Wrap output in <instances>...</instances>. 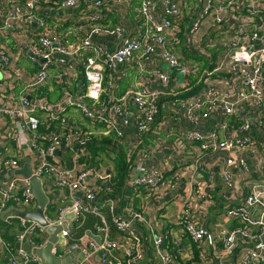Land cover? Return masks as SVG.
Instances as JSON below:
<instances>
[{
  "label": "built area",
  "instance_id": "2783aa9c",
  "mask_svg": "<svg viewBox=\"0 0 264 264\" xmlns=\"http://www.w3.org/2000/svg\"><path fill=\"white\" fill-rule=\"evenodd\" d=\"M238 1H242V11L252 22L255 17L259 18L260 29L252 27V22L244 19L236 26L228 27L224 42L227 47L226 56L222 61L218 59L215 66L213 54L200 52L203 38L205 37L204 43L209 41V35L201 29L202 21L215 12L216 24H224L226 27L228 18L238 11ZM12 2L0 26V32L14 30L18 25H38V34L41 35L28 38L26 43L29 57L40 64L37 76L29 84L31 88L40 89L39 87L49 86L51 82L60 81L65 106H58L56 111L46 100L32 101L29 96L23 95L16 106L0 105V118L9 116L23 119L12 139L20 143L21 133H31L30 146L37 154L39 162L31 168V176L41 179L42 185L49 184L51 190H63L67 194L50 200L45 208L47 224L18 217L20 223L17 226L15 243L3 239L0 233V264H45L35 253V249L42 248L49 242L52 226H61L57 241L53 244V254L59 259L69 256L75 258L72 264H114L113 252L120 248L121 241L125 242V250L130 257L129 260L124 259L123 264H141V245L149 238L152 240L159 264H172L175 256L167 248L166 241L173 237V232L159 231L143 210L128 202L129 198L125 194L110 195L108 192L113 191L118 182L134 190L155 192L165 184L168 174L174 170L172 165L142 157L143 139L159 122L157 118L161 112L163 98L169 97L171 106L177 110L184 109L186 118L195 125L199 124L202 118L213 115L220 114L224 118L235 116L239 106L250 102L264 110V89L258 86V81L264 78V10H260L256 0H198L196 4L189 0L185 3L180 0ZM136 2V11L142 26L135 31L128 32L123 25L102 23L103 18H107L110 12L120 8L126 12V7L130 6L131 9ZM45 3L55 10L65 9L70 12L71 18L85 22L87 35L81 42L72 48L68 47L64 35L51 28L41 16L38 8ZM81 12L87 13L84 18H80ZM184 14L189 18V22L186 41L183 43L177 21ZM98 35L110 36L118 40V45L109 48L96 41L95 37ZM179 44L186 47L188 44L205 58L211 57L212 62L208 69L210 72H200L199 63L188 58L184 48L177 50ZM157 52L169 68L185 77V85L180 89H170L168 93L164 90L152 91L140 85L129 89L120 97L116 96V88L122 80L128 79L130 71L136 69L144 72L146 62L151 61ZM6 61V55L1 54L0 62ZM54 62L60 64L61 72L54 74L51 71ZM21 72L22 69L16 68L15 77ZM149 72L162 84L170 83L171 77L165 70L154 68ZM217 72H240L244 75L245 80L235 96L218 92L214 86L207 83L205 75ZM70 75L74 76L72 81L66 79V76ZM191 77L200 78L198 84L201 87L204 80L206 81L207 86L204 89L208 97L201 93L180 96L181 88L188 90L191 87ZM68 107H73L79 112L78 118L67 115ZM42 124L47 125L49 129L41 131ZM227 125L225 121L222 127ZM259 126L264 127V120H259ZM129 127L134 129L132 135L128 133ZM238 129L239 134L226 137L221 136L218 128L184 129L178 132L174 145L179 147L196 143L204 155L226 153L224 181L228 188H232L236 171L249 172L252 167H264V156L259 153L257 143L250 133V122H243ZM102 137L109 138L112 146L130 138L140 150L137 156L135 153L128 161L124 178L118 179L115 172L104 168L103 164L98 162V157H94L89 151ZM23 143L28 144L29 141ZM59 152L65 159L69 156L68 153L72 152L71 162L74 169L56 161ZM246 152L259 158L250 165L244 157ZM22 162V158L5 155L0 146V172L5 168L16 170ZM91 162L93 163L90 164ZM172 181L176 187L181 182L180 176L175 174ZM43 189L45 190L44 187ZM194 193L203 195L201 182L196 181L195 191L186 194L177 224L184 228L181 234L183 239L187 238L190 244H200L210 233L207 226L194 220L193 209L198 205L193 199ZM104 194L112 226L101 216L100 207L96 203L97 198ZM258 199V194L249 195L247 205L232 209L227 215L231 218L239 217L247 223L250 221L248 209ZM36 207L37 200L33 194L31 177L14 175L4 182L0 176V225L4 213L9 208L31 212ZM53 209L54 215L51 213ZM89 215L101 216V222L95 226L96 232L101 236L100 242L90 236H79L78 230L85 225ZM10 223L12 224L11 221ZM259 224L264 227V222L259 221ZM138 226L142 228L141 235L138 234ZM113 228L119 233V237H113ZM218 237L228 255L238 250L239 239L246 244L240 246L243 264L264 263V244L254 245V242H259L260 235L250 224L234 227ZM181 240L174 237L173 243L178 245L182 243ZM16 243H19V247H16ZM26 244L32 246L31 251L24 247Z\"/></svg>",
  "mask_w": 264,
  "mask_h": 264
},
{
  "label": "crops",
  "instance_id": "0c3cea01",
  "mask_svg": "<svg viewBox=\"0 0 264 264\" xmlns=\"http://www.w3.org/2000/svg\"><path fill=\"white\" fill-rule=\"evenodd\" d=\"M12 1L22 2L23 0H0V26L4 22L6 12L13 3ZM189 1L192 4L198 2V0ZM180 2L185 3L186 0H180ZM256 3L260 10H264V0H256ZM236 4L238 11L228 18L229 22L226 24V27H224V24H216L215 12L202 21L201 29L205 34L207 33L209 35V41L204 43L205 37L203 38L204 44L202 43L200 52H206L209 55L213 54L215 66H217L218 59L222 61L226 56L225 51L227 47L224 45V42L227 38L225 33L227 28L236 26L241 19L252 22L250 17L242 11V1H238ZM137 5L138 3L136 2L131 9L130 6L126 7V12L122 8L110 12L107 18H103L102 23L112 26L123 25L124 29L128 30V32L135 31L136 28L142 26L136 11ZM38 10L51 28H54L57 32H61L64 35L69 48L81 42L87 35L85 22L71 18L69 11L61 8L55 10L46 3L40 5ZM86 14L81 12L80 18H84ZM188 22L189 18H187L186 14L177 21L182 42L186 41ZM251 24L252 27L255 26L260 29L261 23L258 17H255ZM39 32L40 28L36 23L30 26L18 25L14 30L0 32V57L1 54H5L7 57L5 63L0 62V105L16 106L20 103L19 99L21 96L26 95L32 101L46 100L56 108V111H58V106L61 108L65 106L60 81L51 82L49 86L39 87L40 89L30 87L29 83L37 76L40 64L31 60L28 55L29 51L26 43L28 38L40 36L41 34H38ZM95 39L97 42L104 43L109 48L118 45V40L110 36L98 35ZM187 46L179 44L177 50L184 48L187 57L199 63L198 68L200 72L209 71V65L212 62L211 57L206 58L207 64L204 65L199 60L200 57L204 56L200 53L198 54L192 46L188 44ZM195 56L198 58L194 59ZM145 66L146 69L144 72H139L136 69L131 70L128 79L122 80L116 88L115 95L120 97L129 89L140 85L152 91L164 90L165 93H168L170 89H180L181 86L185 85V77L179 76V74L169 68L166 62L160 57L159 52L155 53L152 60L146 62ZM16 68L22 69L18 77L14 75ZM154 68L165 70L171 77L170 83L166 85L162 84L152 76L149 71ZM50 69L54 74L62 71L58 62H54ZM70 76H66V79L72 81L74 76ZM199 79L197 77H191V87L188 90L181 88L180 96L201 93L205 97H208L204 89L207 83L214 86L218 92H226L235 96L239 87L243 84L245 77L240 72L231 74L228 72L212 73L205 75L207 83L205 84L206 81L204 80L202 87L198 84ZM258 86L264 89V78L258 81ZM67 115L76 119L79 116V112L73 107H68ZM157 119H159L158 124L143 139L145 152L143 151L142 157H145L143 159H150L151 161L156 159L158 162L174 166V170L168 174L165 184L155 192H148L144 189L134 190L125 187L124 183L118 182L115 189L108 193L110 195L125 194L129 198L128 202H131L136 208L143 210L149 217L151 223L159 231L171 230L173 232V237L166 241L167 248L175 256L172 264H243L241 256L242 249L240 246H246V244L239 239L238 250L228 255L225 253L223 243L218 236L232 230L234 227L250 224L251 228L260 235L259 242H254V245L258 246L259 243L264 244V227L259 224V221L264 222V167H252L249 172L243 170L236 171L233 178L234 186L228 188L224 181V159L227 157L226 153H209L204 155L196 143L176 147L174 141L177 140L178 132L184 129L208 130L218 128L222 137L237 135L240 133L238 129L240 124L248 121L251 124L250 133L257 143L259 153L261 156H264V127L259 126V120H264V110L259 108L255 103L250 102L239 106L235 116L224 118L220 114L213 115L209 118H202L199 124L195 125L186 118L184 109L177 110V108L171 106L170 98L165 97L161 100V112ZM225 121L228 125L223 128L222 125ZM20 122H23V119L19 117L12 118L5 116L0 118V146L5 151V155L23 159L18 169L24 167L27 159L29 160L30 167L34 168L39 162L37 154L30 146L31 133L29 131L21 133L20 143L12 139L13 134L19 129ZM46 129H49L47 125L42 124L40 130L43 131ZM127 129L129 135L134 133L133 128L129 127ZM24 141H29V143H23ZM111 144L112 142L109 138L102 137L97 144L90 147L89 151L94 157H98V162H101L104 168H107L109 172H115L116 177L119 179L120 176L126 174L128 161L134 157L135 153L137 156V152L140 150L137 149V145L130 138H125L119 145L112 146ZM244 157L247 158L250 165L259 158L252 156L250 152H246ZM56 161L69 169H74L71 162V154L66 156L65 159L59 152ZM95 165L98 166V164ZM16 171L17 169L5 168L4 171L0 172V176L4 182H7L14 175H21L17 174ZM175 174L176 176L179 175L181 179V182L176 187L173 185L174 181H172V177ZM196 181L203 184V195L194 193L193 199L198 205L197 208L193 209V217L196 222L207 226L210 234L200 244H190L187 238L183 239L181 237L184 228L177 224V218L183 208L186 194L189 191H195ZM43 187L47 195H53L54 200L59 196H65L67 194L63 190H51L47 183L43 184ZM251 194H258L259 199L248 209L250 221L246 223V220H241L239 217L231 218L227 215L228 211L239 206L247 205V198ZM78 196L80 197L81 195L78 194ZM105 197V194L99 196L96 203L100 207L101 216L112 226V218L108 205H106ZM11 210L15 209L9 208L3 215L0 233L3 239L15 243L17 226L20 222L18 217L6 215ZM51 213L54 215L55 209ZM101 216L89 215L85 225L78 230L79 236H90L95 239H100V233L96 232L95 226L101 222ZM137 231L141 235L142 228L138 226ZM112 235L114 238L119 237V233L114 228ZM174 237L181 238L182 243L178 245L174 244ZM121 242L120 248L113 252L114 264H123L122 261L124 259H130L125 250V242ZM141 246L143 249L141 264H159L152 240L150 238L144 240ZM74 260L75 258L71 257L69 264H72Z\"/></svg>",
  "mask_w": 264,
  "mask_h": 264
},
{
  "label": "water",
  "instance_id": "95a60500",
  "mask_svg": "<svg viewBox=\"0 0 264 264\" xmlns=\"http://www.w3.org/2000/svg\"><path fill=\"white\" fill-rule=\"evenodd\" d=\"M71 153L72 152H70L69 155ZM16 173L21 174L25 177H31L32 189L33 194L37 200V207L34 211L31 212H24L16 209L11 210L6 215L19 217L26 220H36L40 221L43 224H47L45 218V208L50 203V200L53 199V196L46 194L43 189L41 179L31 176L32 170L28 159L24 167L17 169ZM60 230L61 226H52L50 228L51 237L49 239V242L44 247L35 249V253L43 260L45 264H66L70 262L71 257L59 259L53 254V244L57 241L58 233ZM97 241L100 242V239L97 238ZM16 247H19V243L16 244ZM24 247L29 251H31L32 249V246L29 244L24 245Z\"/></svg>",
  "mask_w": 264,
  "mask_h": 264
},
{
  "label": "rangeland",
  "instance_id": "374dc122",
  "mask_svg": "<svg viewBox=\"0 0 264 264\" xmlns=\"http://www.w3.org/2000/svg\"><path fill=\"white\" fill-rule=\"evenodd\" d=\"M197 58H198L197 56L194 57V59H197ZM199 60H200L201 63H203L204 65L207 64V59H206L205 57H200ZM179 76H182V77H183L182 74H179ZM133 152H134V151H133ZM131 155H132V154H131Z\"/></svg>",
  "mask_w": 264,
  "mask_h": 264
},
{
  "label": "trees",
  "instance_id": "16d2710c",
  "mask_svg": "<svg viewBox=\"0 0 264 264\" xmlns=\"http://www.w3.org/2000/svg\"><path fill=\"white\" fill-rule=\"evenodd\" d=\"M212 57L214 58V56L212 55ZM190 92H192V91H190ZM120 178L122 179V178H124V175L123 176H120Z\"/></svg>",
  "mask_w": 264,
  "mask_h": 264
}]
</instances>
